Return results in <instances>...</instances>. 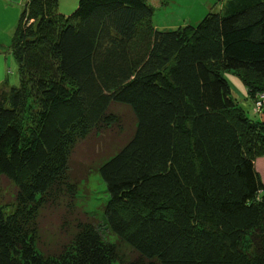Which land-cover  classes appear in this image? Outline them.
<instances>
[{"label": "trees", "instance_id": "trees-1", "mask_svg": "<svg viewBox=\"0 0 264 264\" xmlns=\"http://www.w3.org/2000/svg\"><path fill=\"white\" fill-rule=\"evenodd\" d=\"M158 30L147 0H27L0 86V264H264V0ZM256 114V112H255ZM101 222L79 204L91 174Z\"/></svg>", "mask_w": 264, "mask_h": 264}, {"label": "rangeland", "instance_id": "rangeland-1", "mask_svg": "<svg viewBox=\"0 0 264 264\" xmlns=\"http://www.w3.org/2000/svg\"><path fill=\"white\" fill-rule=\"evenodd\" d=\"M27 0H0V84L6 88L20 84L17 62L11 52L12 40ZM154 9L152 18L158 30L170 31L185 26L198 25L210 13H222L224 3L215 0H147ZM79 0H60L59 10L63 15L76 11ZM226 78L237 96L247 92L245 82L236 74L227 73ZM0 85V86H1ZM255 108V107H254ZM264 110V108H263ZM262 110V111H263ZM255 113V110H254ZM262 113V112H261ZM79 204L97 217L105 231L104 205L109 197L106 185L95 173L87 177L81 185Z\"/></svg>", "mask_w": 264, "mask_h": 264}, {"label": "crops", "instance_id": "crops-1", "mask_svg": "<svg viewBox=\"0 0 264 264\" xmlns=\"http://www.w3.org/2000/svg\"><path fill=\"white\" fill-rule=\"evenodd\" d=\"M233 96H234V99L237 101V103L246 111L247 115L250 118L257 120L261 123H264V110H263L264 106L262 108L263 111L261 110L259 113L255 114L254 113V102H253V99H251V97L249 96L248 91L244 92V95L237 96L233 90ZM255 164L264 182V158L257 159Z\"/></svg>", "mask_w": 264, "mask_h": 264}, {"label": "built area", "instance_id": "built-area-1", "mask_svg": "<svg viewBox=\"0 0 264 264\" xmlns=\"http://www.w3.org/2000/svg\"><path fill=\"white\" fill-rule=\"evenodd\" d=\"M259 98L260 99H258V101L255 103L254 110L256 113H259L264 106V95H261Z\"/></svg>", "mask_w": 264, "mask_h": 264}]
</instances>
